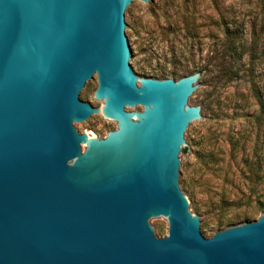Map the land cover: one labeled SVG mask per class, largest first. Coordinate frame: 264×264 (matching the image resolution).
I'll use <instances>...</instances> for the list:
<instances>
[{"label": "water", "instance_id": "1", "mask_svg": "<svg viewBox=\"0 0 264 264\" xmlns=\"http://www.w3.org/2000/svg\"><path fill=\"white\" fill-rule=\"evenodd\" d=\"M143 3L0 0V264H264V212L207 238L185 195L201 74L139 76Z\"/></svg>", "mask_w": 264, "mask_h": 264}, {"label": "rangeland", "instance_id": "2", "mask_svg": "<svg viewBox=\"0 0 264 264\" xmlns=\"http://www.w3.org/2000/svg\"><path fill=\"white\" fill-rule=\"evenodd\" d=\"M155 2L157 8L147 3L135 8L128 35L141 59L133 66L140 77L155 79L201 71L198 88L204 91L192 106L205 110L207 121L191 131L189 146L196 154L183 168L185 195L210 238L263 212L264 111L257 97L264 101V0ZM214 62L220 74L206 69ZM96 87L95 81L84 99L92 107L102 105L93 98ZM81 129L104 138L116 125L94 119ZM256 159L261 174L252 182L247 166ZM153 228L166 236V223Z\"/></svg>", "mask_w": 264, "mask_h": 264}, {"label": "trees", "instance_id": "3", "mask_svg": "<svg viewBox=\"0 0 264 264\" xmlns=\"http://www.w3.org/2000/svg\"><path fill=\"white\" fill-rule=\"evenodd\" d=\"M206 69H208L209 72H212V73H215V74H220V70H221V68L218 66V63H216V62L210 64V66H208V68H206ZM196 72H200V74H201V71L200 70L199 71H196ZM175 73H176L175 71H172V74L171 75H176ZM192 73H195V72L194 71H191V72L190 71H181V74H180V77L179 78H181L183 76H186V75H190ZM152 77H154V76H152ZM159 78L160 79H165L166 77H163L162 76V77H159ZM220 82H221L220 79L216 80V84H219ZM221 84L223 85L222 82H221ZM257 101H258V105H259L260 109L262 111H264V101L262 100L261 96H258L257 97ZM182 151L183 152H186L187 151V148H184ZM247 169H248V171H247L248 174L250 176H252V178L254 179L252 182H255V181H257V180L260 179L261 164H260L259 159H256L253 164L252 163L249 164L247 166ZM261 209L264 212V205L261 206ZM244 222H247V221L245 220Z\"/></svg>", "mask_w": 264, "mask_h": 264}]
</instances>
